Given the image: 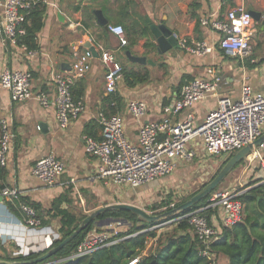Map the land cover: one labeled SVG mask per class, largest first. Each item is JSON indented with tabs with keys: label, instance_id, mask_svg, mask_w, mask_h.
<instances>
[{
	"label": "crops",
	"instance_id": "1",
	"mask_svg": "<svg viewBox=\"0 0 264 264\" xmlns=\"http://www.w3.org/2000/svg\"><path fill=\"white\" fill-rule=\"evenodd\" d=\"M42 6L43 26L36 34L35 51L29 53L19 46L7 50L0 35V71L3 67L30 71L31 91L44 92L52 100L55 95L52 72L70 70L71 51L75 46L89 49L90 45L94 51L89 49L92 52L90 69L72 87L73 96H80L85 109L67 126L58 123L52 102L46 107L35 99L13 102L8 90L0 85V120L5 119L14 133L5 170L0 175V185L16 188L18 196L27 203L36 204L43 220L48 221L40 226L46 232L34 236L30 227L27 228L7 209L3 198L0 203V242L14 241L18 249L30 241L37 245L45 244L49 237H53L48 232L59 233L61 216L58 210L88 213L108 204L131 203L134 195L148 187L157 189L176 179L193 185L214 174L210 161L215 166V156L207 155L200 138H196L189 146L196 152L191 161L179 162L173 173L147 184L137 187L117 185L98 177L95 173L97 160L85 152L83 136L100 137V111L109 113L114 110L113 114L123 119L126 138L136 141L142 123L162 118V106L177 97L182 78L216 80L218 84L214 94H207L190 108L173 116L174 121H180L190 115L194 126L200 125L207 112L217 106L219 97L237 99L244 85L264 92V30L260 23L255 24L252 53L244 58L231 56L219 49L214 44L216 34L199 23V18L205 14H224L227 5L221 0H42ZM246 6L264 16V0H246ZM95 10H100L106 24L98 23L93 13ZM152 23L164 26L177 37L206 39L215 45L214 49L204 56L189 54L173 46L159 52V42L150 29ZM107 24H121L128 43L121 46L118 38L107 29ZM126 50L136 56H145L152 62H132L125 55ZM103 51L111 52L122 69L148 73L147 81L132 87L127 86L122 78L114 93L119 99L114 109L107 103L111 94L105 91ZM133 99L145 102L146 111L142 116L134 117L128 112L127 103ZM48 154L64 163L63 172L52 185L42 183L32 173L36 160ZM250 157V163L246 161L245 167L237 172L235 183H250L261 179V176L264 178L263 169L260 167L262 174L256 170L259 164H264V145ZM202 185L204 183L193 191L197 192ZM19 212L26 220L25 212ZM171 220L155 222L148 226L150 229L141 230L155 228V236L147 239L145 247L137 255V264H143L149 255H155L171 236L175 238L188 233L193 237L191 230H181ZM212 222L218 226L219 217H213ZM129 259H123L121 264ZM215 264H227V258L215 254Z\"/></svg>",
	"mask_w": 264,
	"mask_h": 264
},
{
	"label": "built area",
	"instance_id": "2",
	"mask_svg": "<svg viewBox=\"0 0 264 264\" xmlns=\"http://www.w3.org/2000/svg\"><path fill=\"white\" fill-rule=\"evenodd\" d=\"M39 2L42 0H0V35L7 50L19 46L29 53L35 51L27 50L24 45H19L18 41L24 34L21 27L24 12ZM221 3L227 5L223 15L205 14L199 18V23L216 34L214 44L216 43L219 49L231 56L240 58L249 56L253 50L256 21L246 6V0H221ZM107 29L118 38L121 46L128 43L121 24H107ZM176 39L180 49L198 56L211 53L215 46L206 39L195 40L188 36H176ZM71 57L69 71L52 72L51 81L55 88L52 100L44 92L31 91L32 75L28 70L3 67L0 71V85L8 90L13 102L35 99L43 107L52 102L58 123L67 126L70 120L75 119L85 109L84 101L73 96L72 87L75 81L90 69L92 52L75 46L71 51ZM101 61L106 68L105 91L107 94H113L123 78L122 66L109 51L101 53ZM217 88L216 80L193 78L185 81L180 86L177 97L171 103L162 106L163 116L159 121L140 125L136 141L126 138L124 122L119 115L100 111L98 113L100 137L83 136L85 152L97 160L96 175L117 185L137 187L173 173L179 162L191 161L196 152L189 146L196 138H200L202 148L209 156L220 154L229 156L253 142L261 135L264 127V92L255 91L249 85L241 88L237 99L229 96L219 97L217 106L207 112L198 126L191 123L190 115L180 121L173 120V116L190 108L207 94H214ZM111 104H114V101ZM127 110L134 117L142 116L146 111L145 102L130 100L127 103ZM0 125V166H6L14 133L5 119L0 120ZM246 161L250 163L251 160ZM261 168L264 171V164ZM63 170L64 163L53 154H48L36 160L32 173L42 183L52 185ZM262 181L264 182V178ZM246 189L240 181L236 182L232 188L212 192L203 206L173 219L187 220L191 231L203 245L198 252L209 264H215V253L209 249V244L218 238L220 226L230 227L241 219L244 205L239 197ZM0 195L12 200L17 198L18 192L16 188L5 187L0 190ZM21 209L26 214L23 223L27 228L30 227L34 236L46 232L45 228L40 227V221L30 206L22 205ZM207 210H216L219 217L218 226L209 221ZM48 233L53 237L47 236L49 239L45 244L26 242L14 254L28 255L30 251L47 250L53 241L59 238L57 232ZM119 239L114 227L111 226L100 231H89L70 258L89 255ZM61 260L58 259L55 263ZM138 260L139 256H135L123 264H137Z\"/></svg>",
	"mask_w": 264,
	"mask_h": 264
},
{
	"label": "trees",
	"instance_id": "3",
	"mask_svg": "<svg viewBox=\"0 0 264 264\" xmlns=\"http://www.w3.org/2000/svg\"><path fill=\"white\" fill-rule=\"evenodd\" d=\"M43 18L42 2H39L31 9L24 12V18L21 22L24 34L19 37V45H24L27 50H35L37 48L36 34L43 26ZM147 79L148 73L146 72L141 73L134 70L127 71L123 69V81L129 87H132L137 83H143L147 81ZM187 80V78H182L178 84L179 87ZM114 93L110 95L107 102L112 109H114V106L119 103V99L114 96ZM79 97L80 96H76V98ZM112 101H114V104H111ZM109 113L113 114L114 110H111ZM4 168V166H0V175H3ZM3 187V185H0V189ZM246 188V191L239 197L244 205L241 219L230 227L220 226L218 238L209 244V249L213 253L227 258V264H264V182L261 179H254L246 185ZM214 191L215 189L212 192ZM195 193L196 192L192 193L191 196ZM211 193L193 204L191 207L178 213L176 217L206 204ZM4 204L7 209L15 214L22 222L25 221L19 212V210H22V205H31V208L35 212V217L40 221V225L48 222L43 220L42 212L38 210L36 204L27 203L20 196L13 201L4 197ZM174 206L175 205L172 207ZM158 207H160L159 204H153L151 209L154 210ZM172 207L170 206L169 209ZM58 212L61 216V226L58 232L61 234L59 238L53 241L51 247L57 245L64 237L70 234V232L79 224L78 220L81 218L79 217V213L67 209L58 210ZM206 213L210 222H212L213 215L218 218L216 210H207ZM107 217L132 221L139 219L143 222V225L140 228L131 226L127 232L117 235V238H120L117 242L99 248L89 255L70 258L82 238L89 231L94 230L92 228L94 221L96 219L101 220ZM172 218L173 217H170L164 220ZM154 224L156 223H148L136 214L126 210H110L100 213L70 242L60 248L55 254L37 264L47 263L58 259L62 260L55 264H121L123 259L127 260L137 256L141 249L145 247L147 239L155 236V233L151 230L141 231ZM176 225L181 230H191V226L185 218L177 220ZM95 230L100 231L99 229ZM202 246L203 245L197 240L195 235L191 237L186 233L175 238L171 236L165 241L162 248L159 249L155 255H149L143 261V264H151V262L154 264H209L207 259L201 256L198 252ZM18 248L19 246L14 241H6L4 244L0 242V258L3 260H27L37 257L44 252L30 251L28 255H14L12 252Z\"/></svg>",
	"mask_w": 264,
	"mask_h": 264
},
{
	"label": "water",
	"instance_id": "4",
	"mask_svg": "<svg viewBox=\"0 0 264 264\" xmlns=\"http://www.w3.org/2000/svg\"><path fill=\"white\" fill-rule=\"evenodd\" d=\"M249 12L252 18L260 23L261 29L264 30V16L261 12L249 9ZM94 15L96 16L98 23L101 25L106 24V20L103 18L100 10H95ZM150 29L157 41L159 42V47L157 50L159 52L164 51L167 47H174L178 48L177 39L173 32L168 30L162 25H155L150 24ZM91 51H94V48L88 45ZM166 47V48H165ZM125 55L127 58L136 63H146L152 62L150 59H147L145 56H136L129 52V50L125 51ZM264 145V132L261 133L253 142L246 144L245 146L236 150L233 154L229 156V158L224 162L222 167L218 170V172L206 183L204 184L200 190H198L195 194H193L190 198L182 202L176 207H172L171 209L161 212L159 214H150L145 211L143 208L136 206L131 203H113L104 206H100L88 214L79 222V224L68 234L64 237L57 245L52 246L45 250L43 253L38 255L37 257L27 259V260H3L0 259V264H37L43 262L48 257L55 254L60 248L70 242L77 234L84 229L90 222H92L96 216L100 213L110 211V210H126L136 214L141 219L145 220L148 223L159 222L164 219H168L173 217L175 219L176 215L187 208L191 207L193 204L197 203L201 199L208 196L218 185L219 183L233 170V168L241 161L247 160V158L258 148ZM3 202V197L0 195V203ZM102 224H110L111 222L115 221L112 217H107L105 219H101ZM57 260L49 261L47 263L42 264H52L55 263ZM153 264V262H151Z\"/></svg>",
	"mask_w": 264,
	"mask_h": 264
},
{
	"label": "rangeland",
	"instance_id": "5",
	"mask_svg": "<svg viewBox=\"0 0 264 264\" xmlns=\"http://www.w3.org/2000/svg\"><path fill=\"white\" fill-rule=\"evenodd\" d=\"M229 158L228 155L226 154H220L215 156V166L211 163L212 160L210 161V168L214 170V174L212 176H207L202 182L191 184L189 181H182V180H171L165 183L163 186H160L159 188H152L148 187L146 188L145 191L140 192L136 195H134L133 200H131V203H133L136 206H139L143 208L145 211H147L150 214H159L161 212L169 210V207L171 205H175L174 207L178 206L185 200H187L191 194L195 191V189H198L200 187L201 183L206 184L217 172L218 170L222 167L224 162ZM252 157H248V160H251ZM245 161H241L238 165L235 166V168L219 183V185L215 188L214 192H217L219 190H224L227 188H232L236 184L234 182L235 177H237V172L245 167ZM259 164V163H256ZM259 167L256 168V170H259L262 174L261 171V166L260 164L258 165ZM261 180H263V176H261ZM242 185L246 187L247 183H243L241 181ZM203 186V185H202ZM200 190V189H199ZM193 191V192H191ZM198 191V190H197ZM213 192V193H214ZM153 204H159L160 207L157 209H151ZM89 213V212H88ZM88 213H79L81 218H79L78 223L84 218V216ZM83 214V215H82ZM243 215V213H242ZM216 219H218L216 217ZM115 221L111 222L110 224H102L101 220H95L92 228L103 230L107 226L114 227L116 236L119 235L120 233H125L127 232L131 226L135 227H142L143 222H141L139 219L132 221V220H127V219H120V218H114ZM170 220V219H169ZM163 221V220H162ZM166 222H169L168 220H164ZM172 222H176V220H171ZM154 228V227H153ZM155 229V228H154ZM152 229L151 231L155 232V230ZM61 234V233H60ZM58 233V235L60 236ZM4 244V243H3ZM1 259V258H0Z\"/></svg>",
	"mask_w": 264,
	"mask_h": 264
}]
</instances>
